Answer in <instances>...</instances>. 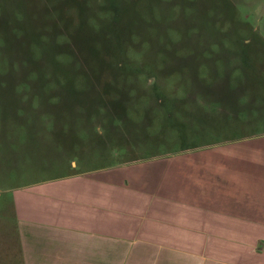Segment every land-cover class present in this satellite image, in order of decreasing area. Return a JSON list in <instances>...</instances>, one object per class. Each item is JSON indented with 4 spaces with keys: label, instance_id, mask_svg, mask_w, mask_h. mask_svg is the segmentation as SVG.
<instances>
[{
    "label": "rangeland",
    "instance_id": "374dc122",
    "mask_svg": "<svg viewBox=\"0 0 264 264\" xmlns=\"http://www.w3.org/2000/svg\"><path fill=\"white\" fill-rule=\"evenodd\" d=\"M21 133L90 135L107 157L47 155L79 170L234 150L264 171V0H0V136Z\"/></svg>",
    "mask_w": 264,
    "mask_h": 264
},
{
    "label": "crops",
    "instance_id": "0c3cea01",
    "mask_svg": "<svg viewBox=\"0 0 264 264\" xmlns=\"http://www.w3.org/2000/svg\"><path fill=\"white\" fill-rule=\"evenodd\" d=\"M45 136H0V264H264V171L236 151L79 170L47 155L96 140Z\"/></svg>",
    "mask_w": 264,
    "mask_h": 264
},
{
    "label": "trees",
    "instance_id": "16d2710c",
    "mask_svg": "<svg viewBox=\"0 0 264 264\" xmlns=\"http://www.w3.org/2000/svg\"><path fill=\"white\" fill-rule=\"evenodd\" d=\"M16 68H20V63H16ZM193 71H195V70H193ZM130 80H131V78H130ZM128 86H129L128 88H134L135 87L134 85H131L130 82H129ZM121 95H123V89L122 88H117V89L115 88L114 89V97L118 98V97H121ZM105 113L106 112L103 113V116L105 115ZM106 115H107V113H106Z\"/></svg>",
    "mask_w": 264,
    "mask_h": 264
}]
</instances>
